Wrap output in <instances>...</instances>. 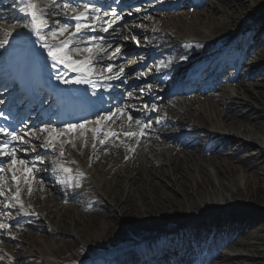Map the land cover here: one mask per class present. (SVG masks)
<instances>
[{
  "label": "bare ground",
  "instance_id": "1",
  "mask_svg": "<svg viewBox=\"0 0 264 264\" xmlns=\"http://www.w3.org/2000/svg\"><path fill=\"white\" fill-rule=\"evenodd\" d=\"M59 2L43 0L37 3L38 9L53 19L55 14L59 13L57 15L64 20V15L62 17L60 12H65V4ZM202 6L200 10L194 6L184 7L178 13L165 15L153 23V26L148 24L149 27L145 31L135 30L134 35H146L149 43L153 45L150 51L142 48L141 55L146 57L157 51V60L153 65L170 68L173 61L178 63L185 59L181 41L187 39L191 42L187 47L188 51L193 52V56L184 61L183 65L172 67L177 73L190 68L199 59L213 55L212 53L220 50L217 46L223 47L221 43L231 41L236 34L237 38L250 36L251 43L257 37L264 41V0H204ZM69 10L70 8L66 12ZM0 14L10 22H19L17 27H10L9 23L2 22L0 18V29L17 31H9V36L6 37L0 33V40L8 41L13 38V41L26 42L23 38L26 33L19 32L27 22L26 13L14 5L4 8ZM51 25L54 26L55 22ZM150 27L159 28L158 36L152 35ZM233 40L232 43L235 44L236 41ZM77 43L76 40L75 44ZM77 46L79 49L85 47L82 43ZM106 46L107 44L104 48ZM5 48H8L6 44L0 50ZM251 51L248 45L245 50L239 51L245 54L238 70L242 79L237 80V84L231 83L221 89L220 94L207 99L194 100L191 97L178 100L179 106L175 108V113L172 112L175 122L173 125L168 122V125L173 127L172 133L168 135L170 143L174 146L171 147L168 142L162 144L152 137L151 145L146 147L145 143L139 142L140 139L133 138L129 152L135 149L134 155L125 154L118 157L115 150L107 152L98 167L100 193L92 188L90 181L89 184L86 182L84 190L76 193L90 205L85 213L81 212L82 218L74 215L67 220L66 215L70 213L61 212L62 205L59 200L66 193L67 186L60 182L63 175L54 170V167H50L52 162H48L46 158L40 171L45 181L36 184V191L28 196L32 211L37 214L25 217L22 213L15 212L12 216L16 224L20 225L18 228L22 229L21 232L17 231L20 242L11 243L10 247L16 249L12 254L15 259L24 264V259L32 256L30 247L26 245L37 242L35 235L40 231L47 232L54 242L49 253L40 250L46 257L45 261L51 256L56 264H79L89 260L90 263L96 264L101 259L104 262L108 253L117 254L122 246L130 252L145 246L146 255L150 248L159 244L157 248L164 252L167 246H164L163 241L146 246V240L142 239L158 234L153 237L157 239L162 232L179 229L187 232L206 225L217 228L221 235L223 232L225 234L220 241V245H226L225 252L214 249L211 253L212 262L214 260L212 264H248V261L254 260L256 257L253 254L243 257L242 253L236 252L244 246L250 248L249 240L259 235L254 234L252 230L248 231V225L252 221L250 219L245 223V212L255 207L264 208V177H260L264 175V137H255L262 133L264 126V78L263 82L259 83L262 90H256L254 79L250 77L258 69L260 62H264V44L260 49ZM199 52H202L201 55ZM112 53L113 49L110 48L105 54ZM205 112L214 114V117L205 116ZM137 113L135 117L141 120L143 125L147 120L148 126H156L154 111L140 109ZM184 122L189 126H185ZM115 125H118L116 120L111 124V128ZM99 136L103 139V135ZM140 137L144 139L143 135ZM251 143L258 146L251 150ZM106 145L97 142V152L106 151ZM209 149L219 150L217 153L229 149L232 155L240 156L242 169L249 176H243V187L239 185V180L242 179L228 161L221 162L215 154L208 156L210 158L206 156L205 153ZM79 160L83 165L86 164L84 155ZM101 181L105 184L102 185ZM9 187L15 190L13 184ZM23 208L33 214L26 205ZM258 229L259 232L264 230V223L258 226ZM184 238L192 242L190 236ZM196 238L204 242L206 234H197ZM136 252L137 250L132 254ZM139 256L142 254H136L129 261H120V264H139L142 262ZM251 264H264V260Z\"/></svg>",
  "mask_w": 264,
  "mask_h": 264
},
{
  "label": "snow or ice",
  "instance_id": "2",
  "mask_svg": "<svg viewBox=\"0 0 264 264\" xmlns=\"http://www.w3.org/2000/svg\"><path fill=\"white\" fill-rule=\"evenodd\" d=\"M23 4V8L21 11L27 14V17L30 18L29 22L24 25V27L28 28L33 34H35L39 38V42L41 46L47 50V55L53 62L52 66L58 67L59 65H63L65 69L70 72L77 73L76 76L73 77L72 80H65V83H92V75L95 70V65L93 63L95 56L98 53L105 52L106 50L99 46L100 42L104 41V36H87L89 32H95L97 24L99 22L98 15H92L89 20V14H98L100 9L96 6L93 0H88L87 3H84L83 10L77 11L75 8L72 9L73 15L70 17H66L69 22L64 23L62 26L51 29L47 36H50L52 39H56L57 36H63L64 39L59 40L57 43L49 44L47 41V36L44 33V30L49 28V21L44 17L43 14L40 13L38 9L37 0H21ZM70 7V4L65 3L64 8L67 10ZM113 19L109 21H105V25L103 27V32L107 33L110 28L116 24L122 17L116 14L115 9L112 12ZM74 22V24L72 23ZM71 29V30H70ZM87 36V46L83 49L79 48H71L70 45L77 38L84 39ZM137 44L139 41L136 40V37L133 36L131 38ZM8 41H0V48L4 47ZM73 53H79L83 55V59L74 58ZM121 55V48H116L115 52L109 56V59H115L117 56ZM112 65H107V71L111 72ZM125 74V69L123 67L115 75H107L103 78L106 80H119ZM141 75H145V73H141ZM61 77L58 75L57 79ZM111 87V85H109ZM149 90H151V86L149 85ZM143 93V90H141ZM128 96L131 97L132 93L129 92ZM4 101L0 100V104H3ZM130 107V106H129ZM145 108H148V105H144ZM157 106L152 104L149 111H156ZM125 108H119L117 111H108L96 117L94 121L83 120L79 123L75 124H64L63 129L57 130L55 127L51 125H45L38 129L39 133H46V139L40 147L45 149L55 150L57 145V137L64 136L66 133L79 131L81 137H84L87 132L92 133V147L95 149L97 147V142L100 145H106L107 141L110 138L116 137L118 138L120 135L125 137H135L139 139L140 136L144 134V125L142 121L137 119L135 120V124L137 125L138 131H129V132H117L114 128L108 127L109 124L115 123V117L117 113L123 116L125 114ZM3 115V113H0ZM127 119L129 121V127H131V122L133 120L132 114L129 112L127 115ZM89 124H95V127H88ZM107 129V130H106ZM0 133H3L5 139L0 140V158H9L11 163L8 167V171L12 172V180L14 182L19 183L16 172V165L19 164L22 166L20 180H22L25 184L29 183V174L32 172V168L35 167L33 163L32 168L29 167L28 163L23 160L17 159L18 150L27 151L24 147L26 145H31L30 139H25V136L29 135L28 132H24L22 128L18 133L16 130H9L6 127H0ZM103 134V139L99 138L100 134ZM31 135L36 136L35 132H32ZM36 138H39L36 136ZM75 146V145H73ZM35 151V149H32ZM63 149L61 147L60 156H63ZM2 162V161H0ZM74 163V161H73ZM54 170H58L63 174V179L60 181L61 183L67 184L69 187H73V180H75V187H79V177L83 176L82 172L77 170V174L75 177L72 175V169L66 167L63 164H54ZM0 171H3V168L0 167ZM19 187L16 189V194L11 198L17 203H22L19 199ZM31 188L29 187V192ZM0 195H3L2 190H0ZM9 227L8 224L0 221V229H7Z\"/></svg>",
  "mask_w": 264,
  "mask_h": 264
},
{
  "label": "rangeland",
  "instance_id": "3",
  "mask_svg": "<svg viewBox=\"0 0 264 264\" xmlns=\"http://www.w3.org/2000/svg\"><path fill=\"white\" fill-rule=\"evenodd\" d=\"M38 1V0H37ZM66 3H68V4H71L69 1H66ZM72 3H77V7H79V8H81V6H83V4L80 2V1H72ZM30 19V18H29ZM48 21H53L54 20V22H55V20L56 19H52L51 17H47L46 18ZM15 20H11V22L10 23H13ZM17 25V21H15V24H14V27H17L16 26ZM13 25H11V27H12ZM54 28H56L55 26L54 27H52V28H50V30L51 29H54ZM21 29H24V27H21ZM49 31V28H48V30H46V33ZM47 36V35H46ZM33 37H35L36 38V42L38 43V47H40V45H41V43L39 42V38L35 35V34H33ZM47 37H49V36H47ZM47 39H50V42L51 41H53L54 42V40L52 39L51 40V38H47ZM175 40H178V39H175ZM47 41H49V40H47ZM261 46H263V43H261V44H259L255 49H258V48H260ZM70 47H72V44L70 45ZM202 53V52H201ZM77 58V57H76ZM259 72L255 75V77H254V83H255V85L256 86H254V88L256 89V90H262V88H260V84L259 83H261V82H263V78H264V62H260V66H259ZM264 95V94H263ZM201 110V109H200ZM231 113H233V112H229V114H231ZM204 114V113H203ZM234 114V113H233ZM206 115H208V116H210V117H214V114H209V113H207V112H205V116ZM187 124V122L186 123H184V125L185 126H187L186 125ZM219 127L221 128V125H219ZM172 132V131H171ZM188 131H186V133H187ZM255 137H260V138H263L264 137V126H263V128H262V133L261 134H259V135H256ZM76 137H73V135H68V139L67 138H65V137H63L62 139H63V141H64V143H63V147L65 148V150L66 151H68L69 153L70 152H72V150H74L73 152H76V153H73L74 154V156L76 155H78L80 158L82 157L81 155H80V152H81V150H83V148L84 147H82L83 146V143L80 141V139H77V140H71V139H75ZM38 139H40V137L38 138ZM119 139V138H118ZM157 139L158 140H161L160 138H159V136L157 137ZM248 140V139H247ZM116 141H117V138L116 137H113L112 139H111V144L109 145L110 147H109V149H108V151H111L112 150V148L113 149H117L118 147H117V145L118 144H116ZM129 144V143H128ZM128 144H126V145H124L122 148H121V151L122 152H124V150H125V148H126V146L128 145ZM253 146H252V148H251V150H253L254 148H256L258 145L257 144H253V143H251ZM73 145H75V146H73ZM200 148V147H199ZM229 150V149H228ZM228 150H226V151H221V152H223V153H217V152H219V150H212L211 149V152H209V153H207L206 154V156L208 157V156H212L213 154H215V155H217V157H218V160H220L221 162H223V163H227L226 161H228V163L236 170V173H237V175L242 179L241 181L239 180V185L241 186V187H243V182H244V180L243 179H245V178H248L249 176H248V174H246L244 171H243V169H242V164H241V162H240V160H239V157H238V155H232L231 153H230V150L228 151ZM212 151H214V153H212ZM225 152H228V154H226ZM103 155H97L96 157H95V159H94V162H92L91 163V168H92V170H93V173H94V176H96L97 178V180L99 179V169H98V167H99V164L100 163H102V161H101V157H102ZM208 158H210V157H208ZM53 159V161H54V158H52ZM61 164H63V165H65L66 167H68V164H66L65 162L64 163H62L61 162ZM18 166H19V164H17ZM69 168V167H68ZM21 169V168H20ZM245 175V176H244ZM243 176L245 177V178H243ZM261 178L262 177H264V175H261L260 176ZM4 182H5V180L4 179H2V180H0V186H4ZM22 183L23 184H20L19 185V199H21V196L24 194V193H26V192H29V187L31 188V193H34V189H35V186H34V184H35V180L33 179V178H31V177H29V183L28 184H25L23 181H22ZM263 183V182H262ZM263 185V184H262ZM1 187V188H2ZM27 188V189H26ZM74 189H81L80 187H78V188H74ZM71 192H72V189H69ZM6 191H7V189L6 188H4V193H6ZM13 192V190H8V192H7V194L9 195V193H12ZM16 194V191L14 192V195ZM14 195H12L11 196V198L14 196ZM104 199H106V198H104ZM4 200V199H3ZM77 199L76 198H73L72 200H68V202L67 203H64V202H62L61 203V201H60V205H62L61 206V212L63 213L64 211H67V212H69L70 213V215H66V217H67V220H69L71 217H73L74 215L77 217V218H82V214H81V211H85L84 209L82 210V201H76ZM5 202H3L2 200H0V216L2 217V218H0V221H4L6 218H8L9 217V212L7 211V207H12V209H16V211L18 212V211H20L21 212V209L20 210H18V208H23V207H21V206H19L18 204L19 203H17L16 201L14 202V200H12V199H10V198H8V199H5L4 200ZM10 210H11V208H10ZM85 213V212H84ZM245 217H246V221H245V223L247 222V221H249L250 219V221H252L248 226H249V230L248 231H251L252 230V232L254 233V234H256V233H258L259 235H257V236H255V237H253V238H251L249 241H250V243H249V245L251 246L250 248L248 247V246H244L243 248L241 247V248H239V250L238 251H236V252H238V253H242V256L243 257H245L247 254H253V255H255V259L253 260H251V261H248L249 263L248 264H251V262H255V261H259V260H264V256H261V254H264V230H262L261 232H259V229H258V226H260V225H262L263 223H264V208H257V207H255L253 210H251V211H246L245 212ZM12 215V214H11ZM253 219V220H252ZM46 224V223H45ZM49 228V227H48ZM31 230V229H30ZM56 237V236H55ZM66 237H68V236H66ZM217 237V236H216ZM35 240H37V242H34L33 241V244H27L26 246L29 248L30 247V250H31V252H32V257H29L28 259H24V264H39L40 263V261H39V259H36V257L38 256V252L40 251V250H45L47 253H49V249L51 248V245L54 243L53 241H52V239H51V236L47 233V232H43V231H40V232H37V234L35 235ZM228 243V242H227ZM90 248L91 247H89L88 249H89V251L91 252V250H90ZM6 250H0V255L3 257V259H4V263L5 264H20L21 263V260H15V257H13V256H11V254L8 256V257H6V259H5V255L4 254H6ZM260 252H262V253H260ZM8 254V253H7ZM36 256V257H35ZM20 262V263H19ZM89 262V261H88ZM44 263V262H43ZM86 264V263H84V261L83 262H81V264ZM41 264V263H40ZM44 264H56V262H55V260H53L52 259V257L51 256H48L47 257V261H45V263Z\"/></svg>",
  "mask_w": 264,
  "mask_h": 264
}]
</instances>
